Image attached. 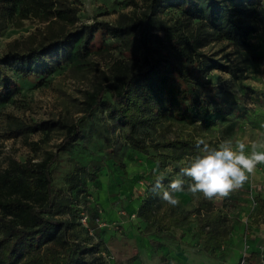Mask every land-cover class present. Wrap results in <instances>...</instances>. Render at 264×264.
<instances>
[{
    "label": "rangeland",
    "instance_id": "1",
    "mask_svg": "<svg viewBox=\"0 0 264 264\" xmlns=\"http://www.w3.org/2000/svg\"><path fill=\"white\" fill-rule=\"evenodd\" d=\"M149 1L58 0L39 10L28 0H0V57L9 51L23 54L64 35H72L66 45L71 48L69 54L51 50L45 55L46 64L30 74H25L13 62L4 65L5 79L0 82V173L11 160L31 158L36 161L47 151L58 152L59 159L52 164V174L54 184L66 196L61 201L62 209L67 204H74L79 211L72 214L65 210L57 216L74 222L69 230V240L84 249L90 248L85 255L88 259H96V264H238L243 254L248 264H258V257L264 255V215L258 213L256 196L264 197V166H258L243 187L228 198L214 200L232 226L230 237L232 233L238 236L229 238L223 248H215L212 254H206L190 244L193 215L183 226L171 227L176 235L182 229L186 231L180 240L164 230L155 231V225L145 227L146 223L136 215V210L146 193L149 173L157 172L154 161L125 139L123 126L108 116L104 107L96 115L81 117L84 92L92 90L108 72L111 62L116 57H123V53L120 48L107 46L89 53L84 59L74 50L81 37L78 30L85 24L115 22L121 13L137 18ZM242 5L248 9L258 7L259 29L249 38L258 49L257 53H264V0H249ZM96 35L97 42L98 31ZM101 36L106 43L112 41L104 32ZM201 49L214 55L219 62L227 63L228 57L224 53L231 51L232 46L227 41H208ZM243 53L251 54L250 51ZM249 64L247 78L242 81L234 80L217 68L210 69L206 75L213 83L232 92L244 93L248 85L261 93L259 101L254 93L249 95L248 90L244 94L249 119L240 118V129L229 133L225 123L205 128L198 123L190 124L164 115L140 127L141 134L148 141L190 134L213 148L226 139L245 142L261 139L260 133H264V58L252 57ZM48 119L77 123L82 135L69 150L59 151L58 145L65 134L59 126L47 134L41 131L16 136L9 134L10 127L18 121L31 123ZM110 148L121 158L123 165L107 155ZM171 168L172 165H168L166 172ZM89 171L95 173V178ZM174 195L180 203L172 206L165 202L160 207L159 214L164 217L161 223H168V215H179L203 197L187 191ZM84 214L90 219L89 224L87 219L82 222L80 216ZM55 249L50 245L48 249L42 248L40 264H51L48 256Z\"/></svg>",
    "mask_w": 264,
    "mask_h": 264
},
{
    "label": "trees",
    "instance_id": "2",
    "mask_svg": "<svg viewBox=\"0 0 264 264\" xmlns=\"http://www.w3.org/2000/svg\"><path fill=\"white\" fill-rule=\"evenodd\" d=\"M56 1L28 0L39 10ZM247 1L150 0L137 18L121 13L115 22L85 24L78 30L81 37L74 48L75 53L84 59L89 53L107 46L120 48L123 57H116L94 88L84 92L81 117L96 115L104 107L107 115L123 126L125 139L154 161L157 172L149 173L146 193L136 210V215L146 223L145 227L155 225V231L164 230L180 240L186 231L182 229L176 235L171 227L183 226L184 221L193 215L190 244L206 254H212L215 248H223L230 238L232 226L227 223L221 207L214 200L201 197L179 215H168L165 224L161 223L163 214H159L165 202L152 191L156 178L166 172L168 165L172 168L164 175L165 186L175 177L182 162L198 154V139L187 134L148 141L141 134L140 127L167 115L205 128L225 123L231 133L240 129V118L249 119L244 94L248 90V94L254 93L259 101L260 92L253 91L248 85L244 93L232 92L206 77L210 69L217 68L234 80L242 81L251 68L249 59L264 58V53H257L258 49L249 38L259 29L258 7L248 9L242 5ZM97 31L100 36L96 42ZM103 32L112 38L111 42L103 41ZM71 36L64 35L23 54L7 52L0 57V82L5 79L4 65L13 62L25 74H30L46 64L45 55L51 50L69 54L71 48L66 45ZM208 41L231 44L232 50L224 53L228 57L227 63L202 51ZM56 126L65 130L58 145L59 151L69 150L82 135L79 124L61 119L31 123L18 121L10 127L9 134L16 136L36 131L47 134ZM107 155L123 165L114 149L110 148ZM58 159V152L47 151L36 161L31 158L11 160L0 173V264H40V250L48 249L49 245L56 247L48 256L51 264H96V259H88L85 255L90 248L84 249L69 240V230L74 222L57 216L65 210L72 214L79 211L74 204H67L62 209L61 201L66 196L54 184L52 174V164ZM89 174L95 178L94 172L89 171ZM187 183L186 178L185 185ZM256 204L259 215H264V197L256 196ZM89 220L87 216V224L91 222Z\"/></svg>",
    "mask_w": 264,
    "mask_h": 264
},
{
    "label": "clouds",
    "instance_id": "3",
    "mask_svg": "<svg viewBox=\"0 0 264 264\" xmlns=\"http://www.w3.org/2000/svg\"><path fill=\"white\" fill-rule=\"evenodd\" d=\"M260 136L261 139L251 142L226 139L215 148L198 139V154L182 162L167 187L163 184L164 175H159L152 185V191L172 206L180 203L174 195L177 192L202 195L210 201L228 198L243 187L258 166H264V133H260ZM186 178L188 183L185 188Z\"/></svg>",
    "mask_w": 264,
    "mask_h": 264
},
{
    "label": "built area",
    "instance_id": "4",
    "mask_svg": "<svg viewBox=\"0 0 264 264\" xmlns=\"http://www.w3.org/2000/svg\"><path fill=\"white\" fill-rule=\"evenodd\" d=\"M86 219H87V215L86 214L82 215V217H81L82 222H86ZM238 264H248L247 259L245 257V254H243L240 257ZM259 264H264V255H260Z\"/></svg>",
    "mask_w": 264,
    "mask_h": 264
},
{
    "label": "crops",
    "instance_id": "5",
    "mask_svg": "<svg viewBox=\"0 0 264 264\" xmlns=\"http://www.w3.org/2000/svg\"><path fill=\"white\" fill-rule=\"evenodd\" d=\"M233 234H234V233H232V237H230V239H232V238L236 235V234H234V235H233ZM236 236H238V235H236Z\"/></svg>",
    "mask_w": 264,
    "mask_h": 264
}]
</instances>
